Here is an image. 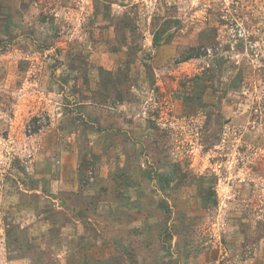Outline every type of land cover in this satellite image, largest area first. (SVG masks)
I'll return each mask as SVG.
<instances>
[{
    "label": "rangeland",
    "instance_id": "374dc122",
    "mask_svg": "<svg viewBox=\"0 0 264 264\" xmlns=\"http://www.w3.org/2000/svg\"><path fill=\"white\" fill-rule=\"evenodd\" d=\"M0 264H264V0H0Z\"/></svg>",
    "mask_w": 264,
    "mask_h": 264
}]
</instances>
